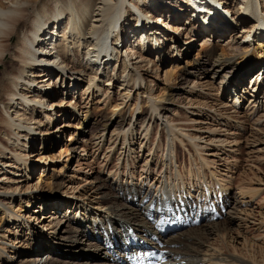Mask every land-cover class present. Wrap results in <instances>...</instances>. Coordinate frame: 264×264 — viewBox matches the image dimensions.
<instances>
[{"label": "bare ground", "instance_id": "1", "mask_svg": "<svg viewBox=\"0 0 264 264\" xmlns=\"http://www.w3.org/2000/svg\"><path fill=\"white\" fill-rule=\"evenodd\" d=\"M216 1L218 0H0L1 218L8 216L12 219H26L20 217L21 211L12 210V206L15 200H24L23 194L40 187L41 177L35 184L29 183V165L34 161L31 157L36 142L41 140L45 146L51 142L57 144V133L61 128L69 127L70 123L43 127L56 121V109L70 110L72 106L76 111L82 106L78 104V100H68V97L57 102L62 91L64 94H75L82 90L83 97L87 95L89 98L99 94L100 101L103 98L107 101L111 90L117 89V100L121 102L113 105L111 116L103 121L104 131L109 132L114 122H119V126L112 130L116 137L114 140L110 139L108 146V152H111L118 138L123 139L122 145L116 149L117 160L126 155L129 157L134 152L130 147L132 142L129 146L126 145L128 137L133 136V140L136 136L143 137L139 143L142 148L144 145L148 147L146 143L150 140L153 128H157L155 136L160 134V117L169 111L170 108L166 104L172 100L163 98L162 95L154 97L148 89L146 79L151 76L150 73L155 74V79H158L161 70L159 62L169 63V58L176 63V67L185 61L187 65L193 63L194 68L204 69L207 73L202 78L215 80V77H220V74L226 72L220 85L228 84L229 78H233L234 82L227 86L231 89V94L233 92L235 95V99H231V104L226 98H221L219 105L224 110L232 108L237 113L242 99L246 98L241 93L242 80L258 67L259 70L253 74L255 79L250 82L253 93L247 110H252L253 123L257 127L264 125V101L260 99L259 94L264 80V16L258 10L260 5L264 11V0H233L229 3L228 0H219V3H225L231 9L230 12H225L224 7ZM164 3L166 5L162 6ZM200 5L206 7L205 12L202 8L198 9ZM233 11L238 15L231 16ZM212 36L217 37L216 39L230 37V42L238 44L241 51L235 54L223 51L219 56L216 55V39H212ZM200 38L205 39L202 43L208 48L199 52L197 58L191 59V49ZM52 48H56L54 55H50L51 52L44 53L45 49ZM172 50L174 54L170 56ZM155 56L160 59L157 63ZM178 56H181V61ZM213 57L215 59L211 63ZM208 65L211 66L210 69L206 68ZM231 68V72H227ZM175 74L167 72L165 77L171 80ZM234 74H241V77L236 80ZM180 75L184 76L182 73ZM228 88H225L223 93L227 92ZM141 89H147L144 91V94L147 93L145 98L151 104H146L145 107L149 112L142 118L132 120L134 109L127 106L134 95L138 99L139 95L143 98ZM228 93L229 91L225 93L226 96ZM159 108L161 111L156 114ZM128 109L131 111L130 118L126 115ZM74 111L70 114L65 111L59 114L73 117L76 115ZM116 113L118 115L113 118ZM191 113L197 112L193 109ZM42 116L47 119V123L40 118ZM189 120L196 122L195 118ZM162 122L165 123V126L162 124V129L172 134L171 145L174 144L175 138H180L179 134L187 138L198 150L200 147L206 148L209 144L222 145L227 142L218 129L211 126L195 127L194 132H190L184 131L169 118ZM200 124H204V121ZM200 130H205L203 135L198 133ZM99 139L98 144L104 141V134ZM179 140L184 142L181 138ZM158 147L160 143L156 145L153 141L147 156L150 157L153 151L155 154ZM174 151L176 152V147L172 146L169 151L165 149L161 153L170 160L171 167L176 159ZM147 158L145 163L149 161ZM23 182H27V185H23ZM172 182L171 187L181 186L187 190L188 186L184 181ZM159 183L162 192L163 189L169 188V181L167 184H164V181ZM106 187L102 182L96 190L101 195L95 206L99 213V222L94 221L95 217L94 222L90 221L89 217L86 220L84 217L81 221L76 219L72 228L63 230L64 233H70V236L61 237L69 238V245L70 241L73 245L83 244L82 249L87 246L90 250L93 246V249L101 251L100 254L89 255L85 259L79 255L76 260H57L55 257L54 260H47L40 256L44 249V245H41L34 251L37 256L22 260L21 264H130L129 260L126 261L127 255L138 249L165 251L169 259L163 264H207L204 263L205 258L200 256L204 238L226 229L224 224L227 219L221 209L232 204L230 199L223 195L213 202L208 196L184 198V192L183 197H179L176 196L178 190L174 193L172 187L167 190L173 198L172 204L163 207L160 199L155 196L157 191L151 194L148 188L145 191L141 188L134 190L129 184L122 182L115 187L110 186V194L101 191ZM218 189L222 192L223 188ZM188 191L192 192L190 189ZM204 191L206 195L209 194L205 189ZM26 201L30 205L31 198ZM91 202L95 201L92 199ZM71 206L81 210L80 213L89 212L82 203L73 202ZM17 210L23 208L19 207ZM222 216L221 222L219 220ZM169 217L172 221L178 220V223L190 221L192 225L194 219L200 217L202 224L198 228L195 226L196 229L183 227L175 230L170 226ZM129 229H132V233L127 235ZM182 229L185 230L181 231ZM93 234L96 240L92 239ZM133 235L141 238L139 244H131L129 238ZM54 249L56 248L52 247L48 253ZM206 252L204 251L205 255ZM49 257L50 255L47 256ZM213 258L216 259L213 263L217 264L231 261L228 256L225 258L213 254L208 260Z\"/></svg>", "mask_w": 264, "mask_h": 264}, {"label": "rangeland", "instance_id": "2", "mask_svg": "<svg viewBox=\"0 0 264 264\" xmlns=\"http://www.w3.org/2000/svg\"><path fill=\"white\" fill-rule=\"evenodd\" d=\"M232 1L228 0V3ZM216 3L223 6L225 12L231 11L225 3H219V0ZM199 8L204 9V12L206 11V7L202 5L198 6ZM180 12L183 13V11ZM235 13L233 11L230 15H238ZM255 22L257 23V21ZM211 38L216 39L217 37L212 36ZM220 39L222 38L215 40L217 45L216 55L219 56L223 51L232 54L241 51L238 44L230 42V37L225 36L222 40ZM204 40V38H200L195 41L189 58H197L199 52H203L205 48H208L207 45H203ZM173 54L172 50L170 56ZM253 54L255 55V52ZM180 58L181 56H178L179 61H181ZM154 59L156 63L160 61L156 56ZM170 59L169 63L167 61L164 64L161 61L159 62L161 70L158 79H155L153 73H150L151 76L146 79L148 89L154 97L162 95L163 98L168 97L172 100L168 101L169 104H166L170 108V112H163L164 114L160 117V134L155 136L157 128H153L150 140L146 143L148 147L144 145L142 148L139 143L144 139L143 137L140 136L141 140L139 136H136L134 140L133 136L128 137L126 145L129 146L132 142L130 147L134 152L129 157L126 155L120 160H117L118 153L116 149L122 145V138L119 137L115 147L112 148L111 152H108L110 139L114 140L116 137L112 130L119 126V122H114L110 132L103 129V121L109 119L113 111V105L120 101L117 100V89L111 90L110 98L107 101H104V98L100 101L99 94L89 98H87V95L83 97L82 90H78L75 94H64V91H62V94L58 95L57 102H61L63 98L68 97V100H78V104L82 106H80V110L76 111L72 106L70 110L56 109L55 111L58 113L56 121L52 125L43 127L60 126L63 122L70 123L69 127H63L57 133L59 138L57 144L51 142V144L47 143L48 145L45 146L41 140L36 142L31 157L34 161L29 165V174L31 175L29 183L33 185L41 177L39 180L40 187L38 190L34 188L23 194L24 200L21 202L17 199L12 206V210L15 212L21 211L20 217H26V219H12L8 216L1 218L3 214H0V264H21L22 260L37 256L34 251L41 245H44V249L40 256L47 260H76L79 255L85 259L89 255L100 254L101 251L93 249V246L90 250L87 246L82 249L83 244L73 245L70 241L71 245H69V238H61L70 236V233H64L63 230L72 228L76 219L81 221V219L84 220V217L85 220L89 217L90 221H93L95 217L94 221H98L99 213L95 209V206H97L96 201L101 199V195L96 192L98 185L103 182L107 187L101 191H107L111 194L112 192L109 191L110 186L115 187L123 182L129 184L134 190L141 188L145 191L148 188L151 194L157 191L155 194L157 197V194H159L158 189L154 187L159 181H164V184L169 181L170 188L173 187L170 186L173 183L172 181H184L188 187L187 190L182 192L191 194L189 196L192 197H197V195L199 197L208 196L211 201V196L206 195L204 190V192L195 195L199 189H205L212 194L215 200L217 195L230 199L232 204L227 209H224L225 207L221 209V213L224 212L223 216L227 219V223L224 224L226 229L207 235L204 238V244L201 248L203 250L200 255L205 258L204 263L217 264L213 263L216 260L214 258L208 260L210 255L213 254L225 258L228 256V260L231 261H225L223 264H264V125L257 127L253 123L252 110H247L252 97L251 93H253L250 82L255 79L253 74L259 68L252 70L247 74L246 79L242 80L243 86L241 87L244 91L241 87L240 89H242L241 93L246 98L242 99V105H239L240 108L238 107L239 112L237 113L232 108V110H224L219 105L221 98H226L231 104L233 102L231 99H235V95L233 92L231 94V89L227 86L229 83L234 82L233 78H229L228 84L223 83V85H220L221 78L226 72L220 74V77H215V80L209 77L202 78L207 73L204 72V69L194 68L193 63L187 65L185 61L179 67H176V63L170 61ZM214 59L213 57L211 63ZM206 68L210 69L211 66L208 65ZM231 70L232 68L226 71L231 72ZM167 72L173 74L175 72V77L171 80L166 78ZM181 73L184 74L183 77L180 75ZM233 77L237 80L241 77V74L237 76L234 74ZM146 82H144V85ZM151 83L154 84L151 85ZM225 88H228L229 96L225 94L228 91L223 93ZM260 88L261 98H259L264 101V80H262ZM144 91H147V89H141L143 98L139 95L138 99L134 95L128 103L127 107L134 109L132 120L142 118L149 112L145 105H150L151 102L145 98L147 93L144 94ZM135 101L138 103L134 106ZM200 108L202 111H198ZM193 109L197 113L192 114L191 110ZM63 111L69 114L74 111L76 115L73 117L60 116L59 113H63ZM160 111L161 108L157 110L156 114ZM0 112L1 116V108ZM117 115L118 113L113 118H116ZM126 115L127 118H130L131 111L129 109ZM163 115L165 118H163ZM40 118H43L44 122L47 123L45 117ZM168 118L170 121H174V124H178L180 128H183L184 131L194 132L195 127L200 128L201 126L217 128L222 138L227 139V142L222 145L209 144L206 145V148L201 149L200 147L198 150L191 145L187 138L178 133L184 142H181L180 138H175L173 140L174 144L171 145L172 140L170 138H172V134L166 129H162L163 125L165 126L162 121ZM190 118H195L196 122H191ZM201 121H204V124H200ZM203 131L205 130H200L198 133L203 135ZM103 134L105 139L98 144L99 137ZM153 141L156 145L160 143V147L157 148L155 154L153 151L148 157L149 147L152 146ZM172 146L176 147V152L174 151L176 159L171 167L170 160L161 153L165 149L169 151ZM73 147H76V149H73ZM146 158L149 161L145 163ZM24 177L22 176V178ZM22 184L27 185V182ZM151 187L152 189H150ZM219 187L223 188L222 192H219ZM189 189L192 192L188 191ZM148 191L147 193H149ZM29 198H31L30 205L26 201ZM92 199L95 202H91ZM73 202L82 203L83 206L89 209V212L86 214L80 213L81 210L78 211L71 206ZM19 207L23 210H17ZM115 209L119 208L115 207ZM223 216L219 221H223ZM35 217L36 219H34ZM53 217L57 218L53 220ZM198 227L200 226H196V228ZM190 228L196 229L195 227ZM5 234L8 236H5ZM94 235H92V239L96 240ZM52 247L56 249L48 253ZM207 250L210 252H206ZM204 251L207 253L206 255ZM49 255L50 257L47 258ZM243 260L246 262H243Z\"/></svg>", "mask_w": 264, "mask_h": 264}]
</instances>
